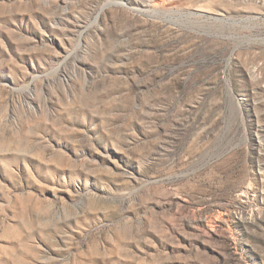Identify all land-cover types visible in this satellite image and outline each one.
<instances>
[{
	"label": "rangeland",
	"instance_id": "obj_1",
	"mask_svg": "<svg viewBox=\"0 0 264 264\" xmlns=\"http://www.w3.org/2000/svg\"><path fill=\"white\" fill-rule=\"evenodd\" d=\"M0 264H264V0H0Z\"/></svg>",
	"mask_w": 264,
	"mask_h": 264
}]
</instances>
